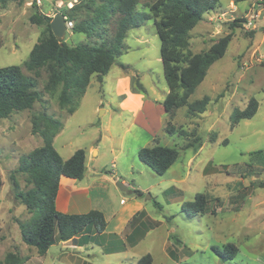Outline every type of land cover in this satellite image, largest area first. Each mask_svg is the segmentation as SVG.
Instances as JSON below:
<instances>
[{
    "label": "rangeland",
    "instance_id": "1",
    "mask_svg": "<svg viewBox=\"0 0 264 264\" xmlns=\"http://www.w3.org/2000/svg\"><path fill=\"white\" fill-rule=\"evenodd\" d=\"M62 1L76 5L81 0H42L41 5L27 0L0 5V68L16 65L33 76L24 63L43 37L46 24H33L31 17L39 12L53 18L61 10L71 9L67 5L57 9ZM154 2L138 0L143 25L128 33L124 54L104 82L99 83L96 75L91 77L86 93L75 99L74 113L60 102L62 86L54 92L45 90L49 77L42 70L38 87L42 100L32 109L0 120V264H6L11 253L24 258L23 264H136L147 253L155 264H264V44L262 53H255L264 37V15L256 21L258 29L249 31L244 23L257 0H221L214 11L205 14L191 32L192 53L205 52L230 34L232 40L224 57L211 66L188 99L192 103L209 96L207 111L191 116L186 106L179 108L171 122L177 134L169 135L165 131L169 115L158 111L169 89L160 58L161 42L154 19L148 18L147 5ZM236 19L245 22L234 27ZM66 38L74 46L96 42L72 30ZM139 95L141 99L135 97ZM251 98L259 102L257 114L232 130V114L244 110ZM146 101L153 109L144 105ZM127 102L130 108L126 110ZM41 113L63 123L54 147L64 161L78 149L87 153L85 178H63L57 209L67 207L70 214L100 210L109 221L104 238L96 236L81 248L58 243L45 256L22 239L20 224L32 223L38 214L30 213L16 199L11 181L13 175L21 191L30 188L27 175L16 170L22 159L43 145V139L32 134L33 117ZM144 121L157 123L156 128L152 125L147 129ZM181 130L196 134L202 147L186 149L194 138L181 136ZM155 144L180 153L179 160L163 176L138 156L141 149ZM117 182H126L128 190H120ZM81 188H87L88 193ZM199 193L207 196L206 212L190 216L184 205ZM140 211H145L141 220L149 230L132 248L124 235L131 233L129 222ZM113 233L122 236L121 240L108 237ZM169 235L174 244L170 242L169 246L181 256L179 261L166 252ZM122 241L126 251L106 253L105 247L119 248ZM228 244L238 248L232 260L215 251L224 252Z\"/></svg>",
    "mask_w": 264,
    "mask_h": 264
},
{
    "label": "trees",
    "instance_id": "2",
    "mask_svg": "<svg viewBox=\"0 0 264 264\" xmlns=\"http://www.w3.org/2000/svg\"><path fill=\"white\" fill-rule=\"evenodd\" d=\"M25 1L27 0H0V5L4 7L9 2ZM220 1L155 0L147 5L150 12L148 18L154 19L161 42L160 58L169 89L162 102L165 112L169 115L165 126L169 135L177 134L171 122L179 108L186 106L188 114L195 116L205 113L211 102L209 96L192 103H188V99L203 82L211 66L224 57L232 35L219 38L202 53L194 54L189 47L191 32L204 20L205 14L217 8ZM137 7L138 0H81L71 9L61 10L63 16L75 22L73 33L85 34L88 38L96 40L95 43L76 46H70L54 36L51 29L53 18L39 12L34 13L31 22L36 25L46 24V29L24 63L25 69L33 76L26 75L22 68L16 65L0 68V120L9 118L15 112L32 109L35 103L42 100V93L38 90L42 70H46L49 77L45 90L54 92L62 86L60 102L63 106H70V114L74 113L77 107L75 99L86 93L91 77L96 75L98 82L103 83L116 60L124 54L128 33L143 25L144 18ZM243 22V19H236L233 26ZM138 87L145 91L140 83ZM258 110L259 102L251 98L244 110L234 111L230 118V128L233 130L241 121L252 119ZM62 130L63 123L60 120L46 113L35 115L32 120V134L39 135L43 139V145L22 159L16 170L17 173L27 175L30 188L21 191L16 177H11L16 199L30 213L38 214L32 223H21L20 229L23 241L36 248L41 256H45L52 246L75 240L77 237L84 239L83 244H88L96 236L101 237L108 226L101 211L66 214L57 209L61 178L82 181L87 171V153L84 149H78L66 161L55 149L54 139ZM179 134L189 139L194 138L193 142L186 145V149L202 147L196 134L183 130ZM214 140L212 138L211 141ZM138 156L153 172L163 176L179 160L180 153L175 148L155 144L141 149ZM2 186L0 179V192ZM135 192L142 194L140 191ZM207 204V196L199 193L193 201L184 205V210L190 216L203 214ZM143 216L144 213H138L130 221L132 233L127 237L129 246L135 245L149 230L145 222L142 227L137 226ZM97 242L99 244V241ZM125 249V243L122 241L121 247L108 252H121ZM215 251L222 258L232 260L236 257L238 248L234 244H228L224 252L216 248ZM169 253L174 257L172 251ZM5 260L6 264L25 262L24 258L13 253ZM136 264L155 263L153 256L147 253L141 256Z\"/></svg>",
    "mask_w": 264,
    "mask_h": 264
},
{
    "label": "crops",
    "instance_id": "3",
    "mask_svg": "<svg viewBox=\"0 0 264 264\" xmlns=\"http://www.w3.org/2000/svg\"><path fill=\"white\" fill-rule=\"evenodd\" d=\"M252 6H253V10L252 11H257L258 10V8L256 7V3H253L252 4ZM251 11V12H252ZM232 12H234V11H232ZM257 29H258V27H257ZM263 44H264V37H263V40L261 41V44H259V45H257V48L255 49V53L256 52H261L262 53V47H263ZM263 57H264V55H263ZM246 65H247V63H246ZM135 97H137L138 99H141V96L139 95V96H135ZM144 105L146 106V107H148L149 109H153L152 108V104L148 101H146L145 103H144ZM124 107H125V105H124ZM126 110L127 109H129L130 108V106H129V102H127V104H126ZM158 111H159V113L161 114V113H166L165 112V110H164V108H163V106L161 105V106H158ZM151 120H153V119H151ZM145 123H149V125H147V124H145ZM145 127H147V129H150V127L151 128H153V126L152 125H154L155 126V128H156V125H157V123L155 124V123H153V121H150V122H143L142 123ZM160 124V123H159ZM158 128H159V125H158ZM63 178H66V177H62L61 178V180H60V187H59V192H58V196H59V193H60V188H61V184H62V180H63ZM66 179H69V178H66ZM69 180H72V181H76V180H73V179H69ZM121 183H123L124 185H126V187L128 188L129 186L126 184V182H121ZM84 192H86V193H88V189L87 188H81ZM58 196H57V201H56V204H57V208H58ZM62 208H64V206L62 207ZM91 211V210H90ZM98 211H100V210H98ZM60 212H62V213H66V214H70V213H67V207L66 208H64V209H62ZM102 212V211H101ZM88 213V212H87ZM103 213V212H102ZM138 213H144L145 214V211H140V212H138ZM138 213H136V214H138ZM85 214V213H84ZM104 215H105V217H106V220H107V222H108V226H107V229H108V227H109V221H108V219H107V216H106V214L105 213H103ZM135 214V215H136ZM134 215V216H135ZM133 216V217H134ZM132 217V218H133ZM131 218V219H132ZM131 221V220H130ZM143 223H144V221H139V223H138V227L140 228V227H142L143 226ZM129 224H130V222H129ZM128 228H129V232H131L132 233V229H131V227H130V225H128ZM107 229H106V231H107ZM130 229H131V231H130ZM106 231L101 235V237L102 238H104L106 235H105V233H106ZM131 233H127L126 235H124V237H125V241L127 240V237L131 234ZM148 232H146L145 234H144V236L147 234ZM108 237L109 238H115L114 240H121V237L122 236H119L118 234H115V233H113V234H109L108 235ZM123 237V238H124ZM172 238H173V236L171 237L170 235L167 237V246H166V252H167V254H168V256L172 259V260H175V261H179L180 259H181V256L180 257H178V253L176 252V249H173L172 248V246L174 245L173 244V241H171L172 240ZM111 240V239H110ZM174 240V239H173ZM85 241H84V239H82L81 237H77L75 240H72V241H68V242H61L62 243V245L63 246H74V247H78V248H81L82 247V245H84L83 243H84ZM106 242H107V240H106ZM111 242V241H110ZM124 242V241H123ZM127 242V241H126ZM170 242H172V246H169V244H170ZM125 243V242H124ZM138 243H139V241L135 244V245H133V246H131L130 245V247H135V246H137L138 245ZM179 244H181V243H179ZM87 245V244H86ZM105 245H107L106 243H105ZM129 245V244H128ZM55 246V245H54ZM112 249H114L113 247H105V251H106V253L107 254H112V252H108V251H110V250H112ZM127 250V247H126V249L124 250V251H126ZM169 251H172L173 253H174V257L173 256H171L170 255V253H169ZM122 252V251H121ZM113 253H119V252H113Z\"/></svg>",
    "mask_w": 264,
    "mask_h": 264
},
{
    "label": "built area",
    "instance_id": "4",
    "mask_svg": "<svg viewBox=\"0 0 264 264\" xmlns=\"http://www.w3.org/2000/svg\"><path fill=\"white\" fill-rule=\"evenodd\" d=\"M39 5L42 4V0H36ZM256 7L258 8L257 11H252L249 15H247V21L244 23V26L247 30L252 31L256 30V21L260 19L264 15V0H257ZM67 5L69 8H72L74 6L73 2L65 3L64 1L57 4V9H61L63 6ZM55 16V15H54ZM66 20V26L68 30H72L74 23L73 21L69 20L67 17H65Z\"/></svg>",
    "mask_w": 264,
    "mask_h": 264
},
{
    "label": "water",
    "instance_id": "5",
    "mask_svg": "<svg viewBox=\"0 0 264 264\" xmlns=\"http://www.w3.org/2000/svg\"><path fill=\"white\" fill-rule=\"evenodd\" d=\"M51 29H52V32H53L54 36L57 39L65 41L70 46L73 45L72 40L66 38L67 32L69 30L67 29L66 20H65V18H64V16L62 14H57V15H55L53 17V21L51 23ZM116 186L122 191H127L128 190L126 185H124L121 182H117ZM149 198H150V196H149Z\"/></svg>",
    "mask_w": 264,
    "mask_h": 264
}]
</instances>
